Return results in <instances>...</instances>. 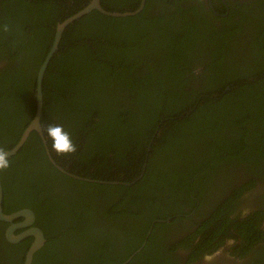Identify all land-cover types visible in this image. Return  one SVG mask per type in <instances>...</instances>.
<instances>
[{
    "label": "trees",
    "instance_id": "1",
    "mask_svg": "<svg viewBox=\"0 0 264 264\" xmlns=\"http://www.w3.org/2000/svg\"><path fill=\"white\" fill-rule=\"evenodd\" d=\"M151 2L133 17L92 11L62 34L42 81L41 127L63 125L77 151L58 155L43 132L45 146L69 174L131 185L61 173L30 133L0 181L3 213L30 209L44 235L31 264H203L216 252L264 264V9L218 31L204 12L162 1L154 15ZM89 3L0 0L5 151L35 115L57 24ZM100 3L126 13L140 0ZM1 232L0 252L14 247ZM32 240L12 264H24Z\"/></svg>",
    "mask_w": 264,
    "mask_h": 264
},
{
    "label": "water",
    "instance_id": "2",
    "mask_svg": "<svg viewBox=\"0 0 264 264\" xmlns=\"http://www.w3.org/2000/svg\"><path fill=\"white\" fill-rule=\"evenodd\" d=\"M145 5V0L140 1V5L138 9H136L133 12H126V13H116V12H108L103 9L101 6L100 0H90V3L85 6L82 10L77 12L76 14L72 15L71 17L67 18L64 20L62 23L57 24L56 30H55V35H54V40L52 43V46L43 61L42 65L40 66L37 76H36V111L35 115L30 122V124L27 126V128L24 130L22 133L20 140L18 143L10 150L5 151L6 152V158L9 159L12 156L16 155L18 151L22 148L26 140L28 139V136L32 132H36L39 137L41 138L44 146L46 145L45 139H44V134L43 131H41V116H42V110H43V94H42V81L45 75V72L47 70V67L49 63L52 60V57L58 50V46L62 37V34L64 30L73 22L76 20L82 18L83 16L91 13L92 11H97L100 14L106 16V17H111V18H126V17H133L139 14ZM46 147V146H45ZM45 152L47 156L50 159V162L63 174H66L67 176L76 179V180H83V181H89V182H98L95 180H87L84 178H80L78 176H74L72 174L67 173L63 168L60 166H57L56 163L53 161L50 155L49 149L46 147ZM99 184H112V185H124V186H130L131 183H120V182H105V181H100L98 182ZM133 184V183H132ZM2 202H3V191H2V186H1V181H0V221L8 224H12L13 221L23 218L24 222L19 223L17 225H11L7 231H6V240L10 243L16 244L19 243L27 238H33L32 244L29 247L26 255H25V260L24 264H31L33 255L42 248V246L45 243V238L42 233V231L37 228L33 227V223H35V217L34 214L30 210H21L14 212L12 214L6 215L3 213L2 209ZM26 229L24 232H22L19 235H14V232L17 229ZM128 259L124 264H127Z\"/></svg>",
    "mask_w": 264,
    "mask_h": 264
},
{
    "label": "flooded vegetation",
    "instance_id": "3",
    "mask_svg": "<svg viewBox=\"0 0 264 264\" xmlns=\"http://www.w3.org/2000/svg\"><path fill=\"white\" fill-rule=\"evenodd\" d=\"M162 1L166 4H167L166 1H169L173 5H175L176 3L177 4L179 3L183 7H190L191 13L194 15H196L197 13L201 14V12H204V13L212 16V17H215L214 22L217 26L218 31L219 30L223 31L224 29H228L229 27H231V21L229 23H223L222 20L223 21H226V20L239 21L241 18V15L243 13L247 14L248 10L259 12L260 10L264 9V0H157V6L153 2H151V4L149 5V8H148V12L150 14L159 15V9H160V7H162L161 6ZM169 5L171 6V4H169ZM163 8H166V7H163ZM242 8H243V10H242ZM208 20H211V18H208ZM243 26H244V28H243L244 30L242 32L243 33L242 35H244L246 37L254 36L251 33V30H253V28L250 25H243ZM9 200H10V202H13L12 196L9 198ZM9 206H12V205H9ZM21 210H30V209L23 208ZM21 210H18V211H21ZM23 222H24V219L20 218V219L13 221L12 224L4 223V222H2L3 225L0 224V231H3V233L2 232L1 233L3 234V238L6 241V244L14 246V247H10L9 250L7 248H4L3 251L0 252L2 254L1 259L6 260L5 264H12L13 260L19 262V259L22 256L20 246L22 245V242L24 240L19 242V243L13 244V243H10L6 240L5 235H6L7 229L11 225H17V224L23 223ZM32 226L36 227L35 223H33ZM26 229H28V228L17 229L14 232V235H19L22 232H24ZM0 236H1V234H0ZM27 239H29V238H27ZM27 239H25V240H27ZM32 241L30 243V246L32 244ZM29 247H28V249H29ZM222 256H223V254L218 255V253L216 252L213 254L212 257L206 258L204 260L203 264L209 263V262L212 264H215L214 261L216 262V264H230V262H232V260H230V261L224 260V259L221 260Z\"/></svg>",
    "mask_w": 264,
    "mask_h": 264
},
{
    "label": "clouds",
    "instance_id": "4",
    "mask_svg": "<svg viewBox=\"0 0 264 264\" xmlns=\"http://www.w3.org/2000/svg\"><path fill=\"white\" fill-rule=\"evenodd\" d=\"M3 30L7 32L8 26L5 25ZM41 131L45 132L47 137L52 141L51 148L58 155H70L77 151L76 145L69 132L64 129L63 125H48L46 129L42 128ZM8 167L9 160L6 158V152L4 148L0 147V171H3Z\"/></svg>",
    "mask_w": 264,
    "mask_h": 264
}]
</instances>
